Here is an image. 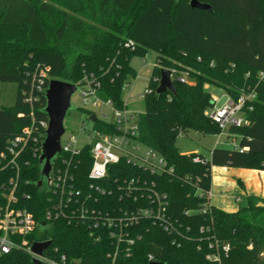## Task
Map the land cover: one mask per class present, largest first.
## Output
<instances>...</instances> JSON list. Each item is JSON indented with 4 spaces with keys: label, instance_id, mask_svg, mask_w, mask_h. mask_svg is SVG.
Listing matches in <instances>:
<instances>
[{
    "label": "trees",
    "instance_id": "16d2710c",
    "mask_svg": "<svg viewBox=\"0 0 264 264\" xmlns=\"http://www.w3.org/2000/svg\"><path fill=\"white\" fill-rule=\"evenodd\" d=\"M200 1L210 4L212 11L193 8L190 0H0V82L18 86L15 104L0 108V153L32 120H48L43 112L46 93L36 88L41 70L47 74L46 87L53 78L78 83L85 73H93L101 83L99 95L122 106L124 83L137 77L131 60L154 51L157 65L144 98L145 111L139 114V138L160 152L173 172L155 175L121 162L109 167L101 181L106 189L96 194L88 179L92 159L87 148L74 158L71 172L75 188L81 190L78 202L116 221L125 212L153 204L140 193L143 188L125 196L118 181L154 183L167 196L166 214L179 226L177 233H169L150 218L111 227L95 226L91 217L46 219L51 192L38 187L39 159L34 145L28 144L18 168H0V204L14 183L15 206L30 211L37 227L16 237L20 247L0 253V264H29L28 246L47 240L51 244L44 256L57 262L65 256L67 264H264V197L249 196L234 212L213 204L203 211L213 166L264 170V77L259 76L264 73V0ZM128 40L135 47L125 46ZM162 68L185 70L190 77L174 80L175 94L157 95ZM207 84L233 97L242 88L255 91L252 109L246 112L250 123L231 128L247 149L217 146L206 158L176 146L178 137L189 130L221 133L206 114L214 105ZM31 92L32 104L26 100ZM96 126L103 128L99 122ZM55 165L57 159L54 170ZM223 244L229 245L227 254L221 251ZM213 253L221 254L220 263L207 259Z\"/></svg>",
    "mask_w": 264,
    "mask_h": 264
},
{
    "label": "built area",
    "instance_id": "2783aa9c",
    "mask_svg": "<svg viewBox=\"0 0 264 264\" xmlns=\"http://www.w3.org/2000/svg\"><path fill=\"white\" fill-rule=\"evenodd\" d=\"M125 46L135 47V43L133 40H128ZM170 70L172 71L171 77L173 81L177 78L180 81H186L189 78L187 74L178 73L176 69ZM259 76L263 78L264 73L260 72ZM46 77V72L41 70L36 88L42 93H46L48 87H46ZM157 80L159 81L160 77ZM75 84L78 86L76 93L80 96L81 107L87 110L85 111L87 119L93 125L88 128L87 123H83V133L87 140L82 141V143L75 134H70L67 140L63 142L62 138L65 132L62 135L61 151L56 158L59 165H55V170L52 167L49 175L47 189L51 192L52 204L47 209L46 219L53 220L63 217L70 220L72 217L77 216L87 220V217H91L95 226L104 224L111 227L116 223L132 224L143 218H150L160 222L167 232L177 233L179 226L166 214L167 196L155 189L154 183H144L142 184L143 186H137L136 183H139L140 179L125 180L124 182L118 181L117 184L122 187L125 196L130 197L135 190L143 188L140 190V193L146 194L147 198L153 202L151 205L141 207L137 212H125L118 221L109 214L103 216L94 210L89 211L83 200L80 203L78 202L81 198V190L74 186L71 165L74 158L80 155L85 148L89 150L92 159L88 172L90 188L96 194H100L106 189L101 184V181L107 178L109 167L112 165L123 162L143 168L155 175L171 173L173 172V167L168 164L160 152L140 140L139 113L136 114L131 111L125 99L122 106L115 105L111 99H103L99 95L100 80L93 73H85L84 77ZM130 87L131 80L126 81L123 85L124 94L128 92ZM149 91L147 86V90L141 94V98L144 99L146 93ZM34 97V94L31 92L27 95L26 100L32 104ZM223 98L225 100L220 106H217V103ZM212 99L214 105L206 111V114L219 124L222 131L218 135L222 136L224 133H227L228 139L226 142L230 144L231 148L247 149V147L240 146L241 135L233 133L231 128L245 126L250 123L246 112L247 109H252V101L256 99L255 91H244L237 97H233L229 93H223L221 96L213 94ZM92 114L96 115V121L90 119ZM97 122L101 123L103 128H98L96 126ZM48 127L49 119L41 120L39 123L32 120L31 125L24 127L20 134L11 138L6 149L1 151L0 168H4L6 165H13L18 168V158L28 144L34 145V151L39 159ZM194 160L200 161V158L196 157ZM200 193L203 195L201 190ZM204 195L207 202L204 204L203 211L206 212L207 208L212 204V191L209 190ZM4 197L6 198V202L0 204V253H7L13 248L20 247L15 238L30 234L37 227V221L30 211L26 208L15 206L17 196L15 195L14 183L11 188L5 191ZM187 213H190V211ZM112 233L113 236H117L121 240V235H117L114 231ZM32 245L27 248L31 257H38L44 264H67L65 256H62L60 262H57L46 258L44 254L43 256L34 254L31 250ZM221 251L227 254L229 245L223 244ZM149 259L153 261L151 254H149ZM207 259L219 263L222 260L220 253L209 254L207 255Z\"/></svg>",
    "mask_w": 264,
    "mask_h": 264
},
{
    "label": "rangeland",
    "instance_id": "374dc122",
    "mask_svg": "<svg viewBox=\"0 0 264 264\" xmlns=\"http://www.w3.org/2000/svg\"><path fill=\"white\" fill-rule=\"evenodd\" d=\"M157 54L154 51H150L145 57H134L131 60V65L137 71V77L131 80V87L124 94V99L128 103L129 109L136 114L143 113L145 111V100L141 98V94H143L147 90V86L149 83V79L152 73V70L156 63ZM72 57L69 58L68 63L69 67L71 66ZM180 73L183 75L187 74L190 77L188 71L182 70ZM211 88L209 91L211 92V96L213 94L217 96L222 95L221 89L224 93H227L223 88H219L216 86H212L207 84ZM17 89L18 86L14 82H0V108L2 106H13L16 102L17 98ZM241 92H244V88L241 89ZM225 99L223 98L220 102L217 103V106H220ZM82 106L80 101V96L78 93H75L72 96V107L68 111L65 120V134L63 135L62 141L65 142L70 134H75L79 137L80 142L86 141L85 135L83 133L82 125L83 123H87V127H92V123L88 121L87 115L85 112L79 109ZM107 111V109H105ZM176 146L179 148L181 152H193L198 150V153L203 154L206 157L210 156V152L217 146H227L231 147L225 140V135H203L198 133L195 130H189L184 134H181L177 141ZM233 204L237 205V207L246 205V200L242 199L241 201H235L234 197H232Z\"/></svg>",
    "mask_w": 264,
    "mask_h": 264
},
{
    "label": "water",
    "instance_id": "95a60500",
    "mask_svg": "<svg viewBox=\"0 0 264 264\" xmlns=\"http://www.w3.org/2000/svg\"><path fill=\"white\" fill-rule=\"evenodd\" d=\"M193 8L205 11H212V7L208 3L200 0H190ZM172 71L168 68H162L159 80V86L156 90L157 95H161L167 91L176 93V86L171 77ZM78 86L75 83L53 78L49 81L46 98L47 105L43 112L47 114L49 119V127L46 132V138L42 144V152L39 157L41 178L38 181V187L43 190L48 187L49 175L53 167V163L61 151V137L65 132L64 120L68 111L72 107V96L77 92ZM90 119L96 121V115L92 114ZM51 244L50 240L36 241L32 245V252L36 255L43 256L44 251ZM29 264H44L38 257H32ZM151 264H164L162 262H152Z\"/></svg>",
    "mask_w": 264,
    "mask_h": 264
},
{
    "label": "crops",
    "instance_id": "0c3cea01",
    "mask_svg": "<svg viewBox=\"0 0 264 264\" xmlns=\"http://www.w3.org/2000/svg\"><path fill=\"white\" fill-rule=\"evenodd\" d=\"M210 88V86H207L208 90ZM221 91L224 93L222 89ZM223 135H225V140H227L228 134L224 133ZM211 152L209 157H205L210 158ZM211 191V203L213 205L228 212L237 211L240 207H237V205L230 201L233 200L232 197L237 202L242 199H245L247 202L249 196L264 197V170L213 166Z\"/></svg>",
    "mask_w": 264,
    "mask_h": 264
}]
</instances>
